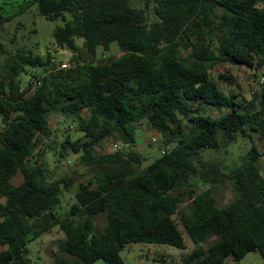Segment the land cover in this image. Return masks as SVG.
<instances>
[{"label":"trees","instance_id":"obj_1","mask_svg":"<svg viewBox=\"0 0 264 264\" xmlns=\"http://www.w3.org/2000/svg\"><path fill=\"white\" fill-rule=\"evenodd\" d=\"M144 3L141 9L131 0H0V26L35 6L48 21L62 23L54 50L11 54L0 65V264H34L30 245L57 227L66 239L53 264H126L121 252L128 245L185 250V234L196 249L182 264H239L252 252L264 258L258 146L230 174L205 157L251 133L264 137V83L248 100L213 79L224 64L246 66L264 79V0ZM113 43L124 54L95 63L99 48ZM66 50L73 57L63 69L57 55ZM28 68L46 73L24 86ZM55 112L83 134L68 135L60 157L81 154L77 166L88 169L86 180H54L38 154L52 136ZM144 123L163 136L165 147L148 168L135 150ZM111 138L124 147L101 152ZM228 179L237 195L221 207L215 188ZM76 182V202L64 213V194ZM104 214L107 225L97 229Z\"/></svg>","mask_w":264,"mask_h":264},{"label":"rangeland","instance_id":"obj_2","mask_svg":"<svg viewBox=\"0 0 264 264\" xmlns=\"http://www.w3.org/2000/svg\"><path fill=\"white\" fill-rule=\"evenodd\" d=\"M132 5L137 8H145L144 0H131ZM264 7V3L261 5ZM13 11L5 14L9 17ZM153 21L156 20L155 15H151ZM61 21H48L44 18L38 6H35L26 14L16 16L14 19L3 23L0 26V65L3 64L7 56L18 53H30L46 55L49 51L55 48L54 32ZM79 45L83 46L85 40L77 38ZM123 50L118 43H113L110 50L99 48L96 57H93L95 63H100L111 58H119L123 55ZM58 56V64L61 68L64 66L70 68L69 60L73 57L70 51H61ZM45 71L41 68L30 69L28 74L23 77L24 86H28L31 80L37 75L44 76ZM236 77L234 84H229L220 78V75ZM213 79L216 80L221 88L229 94H240V98L251 100L260 88L263 77L260 73L246 66L235 64H224L218 66L213 72ZM52 136L44 138L39 148L38 154H43L45 160L49 164L51 177L56 179L67 178L68 181L73 179L79 182L89 178V172L86 167L77 166L81 154H71L68 159L60 157L61 144L66 140L68 135H72L74 140L83 137V134L77 131L76 123L61 112H55L51 116ZM73 125V126H71ZM5 128V123L0 117V131ZM136 130L137 144L135 150L139 152L145 159L144 168H148L151 164L161 158L164 154L165 147L163 136L154 132L149 128L147 123L138 125ZM156 138L158 143H154ZM254 145H257L262 153L260 166L264 172V137L260 134L251 133L250 137L243 138L232 144L229 147L223 148L219 152L206 151L207 159L222 162L226 167V172L231 171L236 166H242L244 156L251 152ZM123 144L116 138H111L101 147V152H113L119 148H123ZM22 180V175L18 176L16 182ZM73 184L72 191L66 192L63 197L62 211H66L76 202V191L78 183ZM206 187V189H208ZM215 195L221 207L232 203L236 198L235 182L231 179L220 183L215 188ZM5 202V200H3ZM192 205L191 200H187L183 206L185 210H190ZM107 215H101L97 219V229L103 230L107 225ZM184 231V229L182 228ZM186 235L187 249L181 250L167 245H151V244H130L122 252L121 256L126 264H182L195 251L196 245ZM66 239L65 233L59 228H55L52 232L44 235L30 245V258L34 264H53L57 254H60V245ZM66 258L74 260L70 255L63 254ZM97 264H104L99 261ZM227 264H235L232 259H229ZM239 264H264V258L260 252H252L246 256Z\"/></svg>","mask_w":264,"mask_h":264},{"label":"built area","instance_id":"obj_3","mask_svg":"<svg viewBox=\"0 0 264 264\" xmlns=\"http://www.w3.org/2000/svg\"><path fill=\"white\" fill-rule=\"evenodd\" d=\"M67 67H68L67 65H66V66H64V68H67ZM263 83H264V79L262 80L261 84H263ZM153 142H154V143H157V142H158V140H157L156 138H154V139H153Z\"/></svg>","mask_w":264,"mask_h":264}]
</instances>
